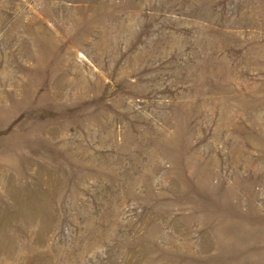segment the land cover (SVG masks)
I'll use <instances>...</instances> for the list:
<instances>
[{"label": "rangeland", "instance_id": "rangeland-1", "mask_svg": "<svg viewBox=\"0 0 264 264\" xmlns=\"http://www.w3.org/2000/svg\"><path fill=\"white\" fill-rule=\"evenodd\" d=\"M0 264H264V0H0Z\"/></svg>", "mask_w": 264, "mask_h": 264}]
</instances>
